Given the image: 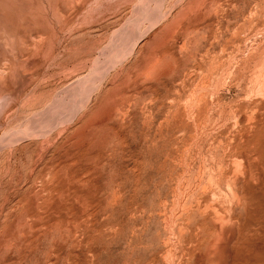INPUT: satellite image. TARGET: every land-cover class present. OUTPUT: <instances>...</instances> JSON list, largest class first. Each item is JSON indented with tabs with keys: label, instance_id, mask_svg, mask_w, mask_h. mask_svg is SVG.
I'll list each match as a JSON object with an SVG mask.
<instances>
[{
	"label": "rangeland",
	"instance_id": "374dc122",
	"mask_svg": "<svg viewBox=\"0 0 264 264\" xmlns=\"http://www.w3.org/2000/svg\"><path fill=\"white\" fill-rule=\"evenodd\" d=\"M0 264H264V0H0Z\"/></svg>",
	"mask_w": 264,
	"mask_h": 264
}]
</instances>
